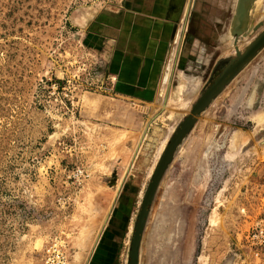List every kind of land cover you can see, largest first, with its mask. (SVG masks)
<instances>
[{
	"label": "rangeland",
	"instance_id": "374dc122",
	"mask_svg": "<svg viewBox=\"0 0 264 264\" xmlns=\"http://www.w3.org/2000/svg\"><path fill=\"white\" fill-rule=\"evenodd\" d=\"M236 1L0 0V264H83L96 238L87 264H128L166 145L236 55ZM252 6L240 53L264 31V0ZM151 14L171 23L167 75L154 99L125 97L113 55ZM211 103L160 182L139 264L157 223L165 264H264V47Z\"/></svg>",
	"mask_w": 264,
	"mask_h": 264
},
{
	"label": "water",
	"instance_id": "95a60500",
	"mask_svg": "<svg viewBox=\"0 0 264 264\" xmlns=\"http://www.w3.org/2000/svg\"><path fill=\"white\" fill-rule=\"evenodd\" d=\"M255 1L256 0L236 1L234 14L232 16L229 28V34L234 39V48L236 51V55L234 58L227 59L219 64L217 68V71H219V75L210 82L209 86L201 94L194 106H192L188 116L175 131L163 151V154L152 174L150 183L148 184V187L143 196L140 210L134 224L128 253V264H139L140 242L142 239V234L144 232L150 207L155 198L156 191L166 170L173 161L178 147L183 143L184 139H186L188 134L192 131L196 123L195 117L208 108L212 100L216 98V96H218V94L242 70V68L255 57L257 52L264 47L263 31L245 48L242 53H240L237 48L238 39L247 31L249 12L252 8V3ZM184 27L185 22L182 27V33L184 31ZM220 67L223 68L219 69ZM173 72L174 68H172L171 70L170 79L167 84V92L163 100V107H165L166 105L168 90L170 88Z\"/></svg>",
	"mask_w": 264,
	"mask_h": 264
},
{
	"label": "crops",
	"instance_id": "0c3cea01",
	"mask_svg": "<svg viewBox=\"0 0 264 264\" xmlns=\"http://www.w3.org/2000/svg\"><path fill=\"white\" fill-rule=\"evenodd\" d=\"M151 15L146 18L150 21L145 23L143 36H139L140 44L137 47L130 45L125 50V55L121 52H115L113 55L114 70L118 73V79L114 77L118 80L116 90L125 97L152 100L159 92L158 85L168 53L170 39L168 29L171 23L161 19L157 23L155 21L157 14ZM168 16V14L164 16L165 19ZM160 23L165 26L163 32L161 29L156 30L157 24Z\"/></svg>",
	"mask_w": 264,
	"mask_h": 264
},
{
	"label": "bare ground",
	"instance_id": "6f19581e",
	"mask_svg": "<svg viewBox=\"0 0 264 264\" xmlns=\"http://www.w3.org/2000/svg\"><path fill=\"white\" fill-rule=\"evenodd\" d=\"M188 1V0H187ZM187 5V4H186ZM185 5V6H186ZM253 7V6H252ZM252 9V8H251ZM256 9H257V7H256ZM187 10L188 9H186V13L185 14H187ZM183 14H184V11H183ZM189 14V13H188ZM179 30H182V29H179ZM185 30V29H184ZM178 33V32H177ZM176 33V34H177ZM177 36V35H176ZM183 37V36H182ZM177 38V37H176ZM175 38V39H176ZM174 39V40H175ZM246 39V38H245ZM181 40H183V39H181ZM177 41V40H176ZM175 41V43L173 44V45H175V47H176V43H178V41L176 42ZM247 43V42H246ZM241 44V43H240ZM244 44V43H243ZM174 46H173V48H175ZM232 47V46H231ZM243 47V46H242ZM180 48V47H179ZM241 48V47H240ZM173 51H174V49H173ZM179 51V50H178ZM233 52V51H232ZM174 54H172L171 55V57L173 56ZM170 56V55H169ZM169 58V57H168ZM177 61V60H176ZM168 63H171V62H168ZM167 63V64H168ZM171 65V64H170ZM169 69H170V67L168 68V71H169ZM172 70V69H171ZM167 71V70H166ZM167 71V72H168ZM164 72V71H163ZM175 72V71H174ZM165 73V72H164ZM166 74V73H165ZM165 74H164V76H165ZM167 75V74H166ZM168 75H169V73H168ZM173 75V74H172ZM163 76V75H162ZM164 76H163V78H164ZM167 79V78H166ZM169 79H170V76H169ZM169 79H168V81L166 82L167 84H168V82H169ZM161 82H163V80L161 81ZM165 82V81H164ZM171 83H172V80H171ZM161 84V83H160ZM165 85V84H164ZM161 86H163V85H161ZM160 87V86H159ZM170 88H171V86H170ZM169 88V89H170ZM164 89V88H163ZM160 90V89H159ZM161 91H162V89H161ZM170 91V90H169ZM163 92V91H162ZM159 94H161V93H159ZM158 94V95H159ZM163 94V93H162ZM165 95H166V92H164V98H165ZM161 96V95H160ZM158 98L160 99V98H162V97H159L158 96ZM164 98L162 99V101H161V106H160V108H162L163 110H165V108H166V106L168 107V100H169V95H167V101H166V105H165V107H163V100H164ZM157 99V98H156ZM173 102H174V100H173ZM175 103V102H174ZM157 104H159V102L157 103ZM172 104V103H171ZM212 104V103H211ZM159 106V105H158ZM157 107V106H156ZM159 108V109H160ZM167 109V108H166ZM207 111V110H206ZM156 113V112H155ZM203 113V112H202ZM163 114V113H162ZM161 114V115H162ZM152 117V116H151ZM156 117V116H155ZM156 119H159V116H158V118H156ZM261 119V118H260ZM151 120V119H150ZM262 120L264 121V118L262 117ZM261 120V121H262ZM258 121H259V118H258ZM151 122V121H150ZM260 122V121H259ZM154 123V122H153ZM150 124V123H149ZM148 126V125H147ZM147 126L146 127H144V131H143V133H142V137H141V139H140V141H139V143H138V146H139V144L142 142V140H144V137H145V132H146V130H148L147 129ZM141 136V135H140ZM146 140V139H145ZM138 142V141H137ZM163 145V144H162ZM138 148V147H137ZM135 150V149H134ZM140 151V150H139ZM134 154V153H133ZM132 154V155H133ZM135 155V154H134ZM138 155V154H137ZM159 157V156H158ZM133 158V157H132ZM135 158V157H134ZM125 174V173H124ZM124 176V175H123ZM121 177H122V175H121ZM126 177V176H125ZM120 180L121 179H119V181L118 182H120ZM116 181V182H117ZM117 184H120V183H117ZM120 186V185H119ZM119 186H118V188L116 189V191L119 189ZM117 187V186H116ZM114 192V191H113ZM117 196V192L114 194V198ZM113 199V198H112ZM113 202V201H112ZM111 205V207H112V205H114L113 203H111L110 204ZM108 207H110V206H108ZM112 210V209H111ZM108 211H109V209H108ZM107 211V212H108ZM106 212V213H107ZM106 215V214H105ZM107 216V215H106ZM106 219V218H105ZM105 219H103V220H105ZM160 219V218H159ZM158 219V220H159ZM157 220V219H156ZM157 220V221H158ZM103 222V221H102ZM159 222V221H158ZM156 223V222H155ZM103 224V223H102ZM153 225V224H152ZM158 223L156 224V225H153V229H152V233L150 234L151 236H150V242H149V244H147V246H148V248H147V252H146V263L147 264H165L164 263V261L163 262H161V261H158V259H159V257L164 253V251H165V248L168 250V248L167 247H165L166 245H163L162 246V244L160 245L161 246V251L159 252V248H158V246H157V241H156V238H158V233L160 232V230H159V228H158ZM151 228V227H150ZM100 230H101V228H100ZM99 230V231H100ZM98 231V232H99ZM158 231V232H157ZM99 236H100V234H99ZM146 241H148V240H146ZM96 242H97V238H96V240L94 241V243L92 244L93 246H91L92 248L90 249V251L88 252V254H87V256H86V258H85V261L83 260V264H87V262H88V259H89V257L91 256V253H92V249H93V247H94V245L96 244ZM163 247H164V249H163ZM166 250V251H167ZM165 251V252H166Z\"/></svg>",
	"mask_w": 264,
	"mask_h": 264
},
{
	"label": "built area",
	"instance_id": "2783aa9c",
	"mask_svg": "<svg viewBox=\"0 0 264 264\" xmlns=\"http://www.w3.org/2000/svg\"><path fill=\"white\" fill-rule=\"evenodd\" d=\"M262 233H263V232H262V230H261V231L259 232V235H262ZM254 238H255V237H254Z\"/></svg>",
	"mask_w": 264,
	"mask_h": 264
}]
</instances>
